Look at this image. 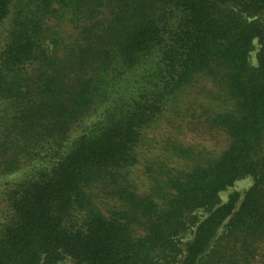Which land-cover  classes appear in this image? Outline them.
<instances>
[{"label": "trees", "instance_id": "1", "mask_svg": "<svg viewBox=\"0 0 264 264\" xmlns=\"http://www.w3.org/2000/svg\"><path fill=\"white\" fill-rule=\"evenodd\" d=\"M10 175L0 264H264V0H0Z\"/></svg>", "mask_w": 264, "mask_h": 264}, {"label": "rangeland", "instance_id": "2", "mask_svg": "<svg viewBox=\"0 0 264 264\" xmlns=\"http://www.w3.org/2000/svg\"><path fill=\"white\" fill-rule=\"evenodd\" d=\"M259 50V44L256 43V48L254 49V51L251 53V62L253 65H257L258 64V53ZM97 118L96 115L90 116L87 119H85L81 124L77 125L73 131L71 132V136L75 137L77 135H79V133L83 130V128L87 127L89 124H91L92 122H94V120ZM155 128H157L158 126H154ZM162 129L158 130L155 129L154 132L157 133L158 130V134H159V138L162 139L163 137H165L166 135H174L173 134V127L169 126V124L167 123H163ZM154 129V128H153ZM182 136L184 137V139L190 143H196V142H205L206 140L202 137H196L193 135V133L191 132H187V131H181ZM176 135H180V132L175 133ZM207 145H211L210 142H205ZM138 171V170H137ZM138 174L139 171H138ZM141 175V174H140ZM12 175L7 176L5 179H0V193L3 190V185L2 183L5 180H11ZM254 182V178L252 176H247L246 178L240 179L238 181H236L232 186L228 187L227 189L223 190L221 192V199H222V203L227 202L231 195L235 194V192L240 194V199L237 203L236 209L239 207L241 200L244 197V193L245 191L251 187V185ZM2 206H4V204L1 201L0 198V218H2V212H1V208ZM57 264H75V261L70 258V257H66L64 260L58 262Z\"/></svg>", "mask_w": 264, "mask_h": 264}]
</instances>
